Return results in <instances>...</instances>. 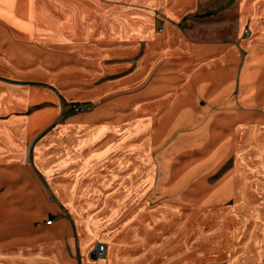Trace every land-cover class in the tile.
Here are the masks:
<instances>
[{"label": "crops", "instance_id": "0c3cea01", "mask_svg": "<svg viewBox=\"0 0 264 264\" xmlns=\"http://www.w3.org/2000/svg\"><path fill=\"white\" fill-rule=\"evenodd\" d=\"M134 1L152 4L157 0ZM208 1L167 0L164 8L173 20ZM116 8L95 0H0V181L11 175L9 169L24 171L16 193L4 197L11 193L7 190L1 195L0 218L9 215L21 226L15 234L9 233L14 239L8 240V251L0 253V264H150L180 251L173 264H205L231 251L236 254L229 264H264V127L259 126L264 123V0L239 3L237 26L247 25L249 33L255 34L245 41L248 57L243 68H239L238 53L233 49L205 47V53L194 55L218 54L189 75L181 96L167 100V110L157 123L197 124L204 114L201 122L214 126L199 137L179 136L166 150V178L160 185L171 198L158 212L163 217L152 216L150 222L145 207L130 212L128 206L131 201H141L153 181L154 166L149 164L152 168L144 174L146 178L139 175L148 165L141 164L140 158L133 160L127 148L112 150V140L124 138L122 134L118 139L113 136V129L96 142L95 131L87 135L80 131L78 125L99 129L100 124H111L105 118L106 106L86 113L72 109L65 113L64 94L48 86L75 72L62 63L52 65L69 42L79 47L81 41L94 42L101 37L155 36L151 14L133 16L127 8ZM175 33L166 23L158 41L170 44ZM171 48L165 53L170 55ZM84 70L88 72V68ZM78 87L91 92L68 90L66 97L73 103L102 99L88 81ZM203 101L206 108L199 107ZM247 105L263 108V112L245 110ZM209 107L217 109L209 111ZM235 123L250 130L234 129ZM50 126L53 129L47 130ZM241 130L248 133L240 136ZM196 149L201 158L177 162L181 155ZM231 152L236 153L233 168L213 185L207 184V175ZM25 171H38L44 182L31 185ZM127 171L133 174H125ZM115 187L117 191L112 190ZM228 200L231 203L220 208ZM180 204H187V214L176 219ZM197 211L215 218L216 234L203 236L202 246L190 250L196 224L214 223L211 217L197 219ZM228 219L230 225L223 224ZM50 220L53 222L48 225ZM166 229L169 235L160 243L150 241ZM243 235L245 238L233 243ZM229 239H233L232 245ZM101 242L107 246L106 255L95 259L92 251Z\"/></svg>", "mask_w": 264, "mask_h": 264}, {"label": "rangeland", "instance_id": "374dc122", "mask_svg": "<svg viewBox=\"0 0 264 264\" xmlns=\"http://www.w3.org/2000/svg\"><path fill=\"white\" fill-rule=\"evenodd\" d=\"M95 1H98L103 6H108V8L122 6L127 8L133 16L140 12L151 14L155 21V36L150 38L101 37L95 40L92 39L94 42H91V40L81 41L80 43H77L79 47H75V43L69 42L65 44L66 46L64 45L65 47L63 50H60L63 53L53 60L52 65L55 63H62L65 66V69H67L68 66L71 71L74 69L75 72L65 75L63 77L64 82L62 80L50 82L48 86L52 87L53 90L64 94L65 102L63 110L65 113L71 109V103H73L72 100L66 97L68 90L73 92H91V89L78 87L83 80L88 81L89 85L93 84V92L98 90L97 93L102 96V99H100V101L93 100L86 102L91 108L87 111L78 113L91 112L99 105H104L107 109L105 118L110 121L111 124H100L101 128L99 129L96 128V125H78L79 129L80 131H85V135L89 132L91 133L95 131V142L100 138L103 139L104 134L109 131V128L111 131L113 129V136L118 139L122 134L125 139L122 138L120 141L113 139L111 142L112 150L116 148H127L128 153H132L133 160L140 158L139 162L141 164L148 165L143 171H139V175L143 176L151 170L152 167H150L149 164L154 166L152 170V173L154 174L153 181L151 182L150 187L145 190V193L142 194L141 201H131L128 206L130 207V212L136 211L139 207H145L146 210H149L147 218L150 222L152 221L150 219L152 216L158 215L159 217H163V214L158 212L166 206V203L169 202L171 198L170 193L166 191V187L160 185L161 181L166 178V170L163 168V163L166 162L165 160L167 159L166 150L172 147V145L178 140L179 136H192L197 134V137H199L200 134H207L209 132L208 130L214 126L203 124L201 122L205 120L204 114L198 118L202 120H198L197 124L157 123V120L161 118L167 110V100H171L177 95L181 96L184 93L183 85L184 83H187L189 75L199 67L203 66L204 63L210 61L211 59L209 58L218 54L217 52H208L209 54L207 57L201 56L205 53V47H227L228 49H233V53H238L239 68H243L248 57L246 52L248 45H245V41L251 37L253 38L255 34L252 30L251 33H249L250 28L247 25L237 26V21L240 15L239 3L241 0H209L207 3L201 5L199 9L185 11L183 15L173 20L170 19L167 10L164 8V4L168 3L167 0H157L152 4L140 3L134 0ZM166 23H170V25L173 26L176 32L175 35H177L172 38L173 41H171L170 44L158 41L159 35H162L164 32ZM185 40H187V42ZM168 47H172L171 50H169L171 52L170 55L165 53L166 48ZM196 47L199 48L197 49ZM225 52L229 53V50H226ZM231 52L229 54H232ZM194 54L201 55L196 57ZM51 62L49 64H51ZM85 67L88 68V72L84 70ZM78 81L81 82L79 83ZM62 82L63 85L60 84ZM50 104L51 103L49 102L47 105ZM247 106L249 107V105ZM199 107L206 108V102H201ZM248 107L245 108V110H253L255 114L263 112V108ZM216 109L209 107L207 110L215 111ZM120 117L121 119H119ZM137 118H142L143 120H136ZM120 120L125 123L123 126L120 124H114L118 123ZM78 126L76 125V127ZM259 126L263 128L264 123L259 124ZM102 127H106V129H102ZM236 127H240V129L249 128L250 130L249 126L246 125L243 127L242 124L239 123H235L234 129ZM52 129L53 128L50 126L47 130ZM91 129H93V131ZM225 132L227 133L228 129H225ZM244 132V130H241L239 135H244ZM200 139L201 138L197 140L198 144ZM188 141L192 142L191 139ZM245 142L243 143L245 144ZM140 150L141 155L135 157V153ZM187 158H192L193 160L201 158V151L196 149L193 150L191 154L188 153L181 155L177 162H182ZM235 162L236 153L231 152L216 170L207 175V184L213 185L217 180L223 177L228 170L233 168ZM7 172L11 175H5L0 181V199L2 198L1 195L7 190L11 193L4 197L13 196L16 193L15 188L18 186L22 175H24L23 169L14 170L13 168L9 169ZM125 174H133V171H127ZM26 175L29 180L33 181L32 183L30 182L31 185L39 184V181L44 182L43 177L38 171L26 172ZM144 176L146 178V175ZM197 176H199V173L194 177ZM117 179H119V177H117ZM46 186V189L49 192L48 197L51 202H54V195L52 194L50 187H48V184H46ZM112 190L117 191L118 188L115 187ZM39 193L40 189H38V194ZM230 203L231 201L228 200L221 205L220 208H226ZM7 205L12 206V208L15 209V205L11 203ZM178 208V212L175 216L176 219L187 214V204H180L178 205ZM194 211L196 214V210ZM128 212L124 214L128 216ZM197 212V216H200L196 217L197 219L201 217H211L201 211ZM213 219L214 223L210 222L208 224H203L202 226L199 225L200 223L196 224L193 233H191V244L193 246L190 250L198 249L199 246H202L201 238L203 236H207L211 233H213V235L216 234L214 227L216 226V220L215 218ZM226 222L230 225L231 219H228L227 221L224 220L223 224H227ZM154 225L156 224L154 223ZM20 226L21 223L17 220H13L9 215L8 217L0 218V253L8 251V240L14 239V235L10 237L9 233L15 234L13 231H16ZM197 232L200 233L197 234ZM168 235L169 232L166 229L161 236L155 237L154 235L151 237L150 241L153 242V244H157L161 242L162 238L167 237ZM230 238H232V236H230ZM243 238H245V235L235 237L234 242L233 239H229L228 243L232 245ZM235 250H238V248H235ZM181 252L182 251L174 253L172 258L171 253H169L168 256L164 258L161 257V259L158 258L150 264L177 263L178 260H175L177 257L175 255L178 253L180 255L182 254ZM235 254L236 252L231 251L222 256L221 259H215L216 261L206 259L207 262H205V264H208L210 261H212L210 262L211 264H223L224 262L225 264H229Z\"/></svg>", "mask_w": 264, "mask_h": 264}, {"label": "built area", "instance_id": "2783aa9c", "mask_svg": "<svg viewBox=\"0 0 264 264\" xmlns=\"http://www.w3.org/2000/svg\"><path fill=\"white\" fill-rule=\"evenodd\" d=\"M91 107L86 103H71V109L74 112H83L89 110ZM53 220L47 221V224H52ZM107 252V246L105 243H98L92 251V255L95 259H100L105 257Z\"/></svg>", "mask_w": 264, "mask_h": 264}]
</instances>
